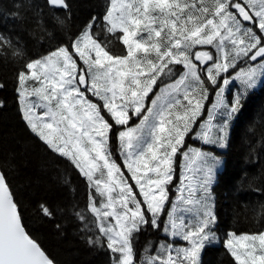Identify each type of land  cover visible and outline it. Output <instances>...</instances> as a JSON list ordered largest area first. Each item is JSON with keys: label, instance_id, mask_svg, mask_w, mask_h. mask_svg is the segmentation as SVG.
<instances>
[{"label": "snow or ice", "instance_id": "obj_1", "mask_svg": "<svg viewBox=\"0 0 264 264\" xmlns=\"http://www.w3.org/2000/svg\"><path fill=\"white\" fill-rule=\"evenodd\" d=\"M45 4L51 21L25 0L11 12L24 19L31 10L37 39L55 41L21 65L16 90L27 128L85 182L86 204L72 214L91 233L87 243L111 264H202V251L218 239L211 186L220 160L186 137L227 146L242 96L264 75V0H108L102 16L66 40L56 33L68 0ZM0 51L24 56L3 33ZM235 80L242 90L228 101ZM56 211L47 203L36 209L49 220ZM149 230L163 238L138 256ZM224 247L235 264H264V231L229 232ZM0 264H56L27 230L2 164Z\"/></svg>", "mask_w": 264, "mask_h": 264}, {"label": "trees", "instance_id": "obj_2", "mask_svg": "<svg viewBox=\"0 0 264 264\" xmlns=\"http://www.w3.org/2000/svg\"><path fill=\"white\" fill-rule=\"evenodd\" d=\"M20 2L0 0V33L11 37L24 53L23 58H18L0 51V164L5 165L8 172L27 230L56 264H111L103 248L87 243L85 237L91 233L82 231L81 223L72 214L73 205L83 208L86 204L87 189L83 178L67 160L48 150L22 119L16 73L28 59L46 54L55 41L37 39L39 32L32 22L31 10L23 13L24 19L11 15ZM25 2L38 5L45 18L51 21L53 12L45 0ZM68 3L66 25L56 33L61 40L76 34L91 17L102 16L108 0H68ZM55 14L64 15V12ZM222 154L223 166L212 185L213 211L217 218L213 230L218 243L202 251V264H235L224 247L227 233L264 231V80L258 88L242 96L241 108L235 115L227 148ZM171 198H175L174 187ZM40 203L57 210L54 219L37 215ZM56 224L61 225L59 230ZM162 238L161 233L151 230L141 234L136 244L138 256L143 254L147 241Z\"/></svg>", "mask_w": 264, "mask_h": 264}, {"label": "rangeland", "instance_id": "obj_3", "mask_svg": "<svg viewBox=\"0 0 264 264\" xmlns=\"http://www.w3.org/2000/svg\"><path fill=\"white\" fill-rule=\"evenodd\" d=\"M243 67H247V65H244ZM236 71H239V68L236 69ZM232 75H235V73L233 72ZM264 80V75L260 76L258 79H257V83L255 85V87L251 88V89H256L260 86V84L262 83V81ZM231 85H234L233 88H231ZM238 90H242V86L240 84V82L238 80H235L233 81L232 83L229 84L228 88L226 89L225 91V99L230 101L233 97V95L238 91ZM250 90V89H248ZM247 90V91H248ZM231 91V93H230ZM231 95V97L229 98V96ZM210 100H214V96L213 97H210ZM237 114V113H236ZM206 115H205V119H206ZM234 120H235V116L231 119V121L229 122V126H228V139L230 137V132H231V128H232V125L234 123ZM217 123L220 122V119H219V114L217 115ZM186 142L189 146L193 147V148H199L201 149L202 151H205V152H208V153H211L213 154L215 157L219 158L220 160V164L216 167L215 169V176H214V181L212 183V185L214 184L215 182V178H216V175L217 173L222 169V166H223V154L222 152L226 150L227 146L226 147H219V146H216V145H205L203 144L200 140L198 139H193L191 136L189 137H186ZM227 144H228V141H227ZM113 146V150L114 152H118L119 151V148H118V145L116 144V142L112 145ZM211 195H212V186H211ZM212 204H213V195H212ZM185 215L187 216L188 214L185 213ZM162 235V234H161ZM239 235V234H238ZM218 243V239L216 241L213 242V244H217Z\"/></svg>", "mask_w": 264, "mask_h": 264}]
</instances>
